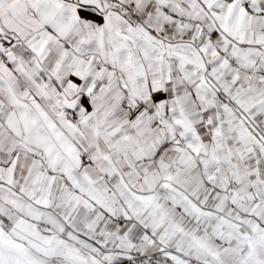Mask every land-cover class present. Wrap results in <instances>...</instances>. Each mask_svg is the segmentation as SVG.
Here are the masks:
<instances>
[{
    "label": "snow or ice",
    "instance_id": "1",
    "mask_svg": "<svg viewBox=\"0 0 264 264\" xmlns=\"http://www.w3.org/2000/svg\"><path fill=\"white\" fill-rule=\"evenodd\" d=\"M0 264H264V0H0Z\"/></svg>",
    "mask_w": 264,
    "mask_h": 264
}]
</instances>
